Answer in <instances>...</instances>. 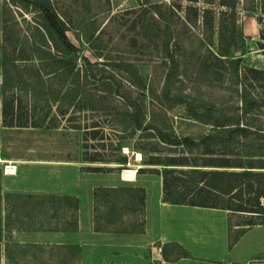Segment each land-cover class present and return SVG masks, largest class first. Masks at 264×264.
I'll return each mask as SVG.
<instances>
[{
  "label": "trees",
  "instance_id": "obj_1",
  "mask_svg": "<svg viewBox=\"0 0 264 264\" xmlns=\"http://www.w3.org/2000/svg\"><path fill=\"white\" fill-rule=\"evenodd\" d=\"M193 1V0H188ZM222 5L233 7V0H221ZM162 3L152 2L143 11L149 12V21L145 28L151 35L148 42L153 44L154 53L160 56L165 66L163 82L159 93L152 91L143 81L130 61H114L113 66L122 69L127 74V83L137 89L135 95L129 90L118 93L119 83L114 79L94 83L88 82L80 68L75 67L72 55L76 46L66 35L64 20L53 8L50 0H0V115L3 127H39L51 112L48 98L64 101L73 111L96 110L112 112L120 125L119 132H114L115 140L99 146L116 150L115 157H109L106 151H88L91 145H86V139L102 138V131L94 127H84V144L82 159L88 161H114L121 168L127 162V155L120 151L122 138L136 130L152 132L157 141L179 146L187 152L196 151L199 154H172L160 157L157 153L149 154L141 163L159 164L160 167H141L142 169L160 175L162 199L170 203H186L211 207H222L245 212L256 221L245 223H264V123L261 122L264 97L259 95L257 87L264 86V68L241 64V57L234 56L231 51L236 43L238 33L233 29L228 32L218 30L215 50L209 48L210 38L204 41L196 36L193 51L195 59L203 58L209 65H199V71L190 73L186 64L181 62L184 52L176 45L172 21L161 10ZM150 7V9H149ZM173 7L179 4L171 1L166 10L171 14ZM34 12L32 23L20 24L18 15L24 20L23 9ZM28 10V9H27ZM212 10L205 7L201 10V23L211 19ZM197 13L194 12L195 16ZM163 20L164 22H161ZM260 37L264 34L260 31ZM96 36L93 37L95 39ZM89 39V37H87ZM207 43V44H206ZM260 48L264 45L260 43ZM202 51V53H201ZM85 59V58H83ZM86 64H90L86 60ZM197 74V75H196ZM177 78L202 81L216 85L236 96L239 104L231 106L228 100L216 105L211 101L197 100L191 93H182L179 89L172 95L169 90ZM98 86H108L109 93L120 96V105L106 98L104 89ZM105 88V87H103ZM147 90V93L144 92ZM24 94L28 103L21 107L18 103ZM149 94L162 107H170L183 103L186 113L203 123L209 124L208 132L198 139L188 135L177 136L168 131L166 115L163 110L150 108L146 118L144 98ZM51 99V100H52ZM46 102V109L41 107V101ZM40 106V107H39ZM55 108L59 114L63 109ZM155 106V105H154ZM41 109L39 111L37 109ZM22 108V109H21ZM54 115V114H53ZM96 125V124H95ZM54 126V125H51ZM79 130L78 125H70ZM126 132L123 135L121 132ZM102 142V143H101ZM155 147H150L153 150ZM89 170H101V166H87ZM2 168L0 164V175ZM125 191L126 197H136L141 208L143 189L141 187L112 188L96 187L93 196H103V209L95 204V226L111 228V217L121 200L120 193ZM110 196H115L111 201ZM244 195V198H243ZM42 198L52 199L69 205L71 218L66 227L77 228V199L67 194H31L19 192H2L0 190V264H77L80 247L75 243L52 244L50 254L46 256L37 250V243L11 241L4 231L8 229L7 207H24L38 203ZM237 200V205L231 207L230 200ZM247 205H243L242 200ZM38 202H33V201ZM227 200V201H226ZM69 208H65L69 210ZM98 214V215H97ZM112 229V228H111ZM64 230V229H63ZM2 243V246H1ZM172 244V243H166ZM41 246V245H40ZM180 256L187 251L177 243H173ZM161 254L166 256L164 249ZM1 256L3 257L1 261Z\"/></svg>",
  "mask_w": 264,
  "mask_h": 264
},
{
  "label": "rangeland",
  "instance_id": "obj_2",
  "mask_svg": "<svg viewBox=\"0 0 264 264\" xmlns=\"http://www.w3.org/2000/svg\"><path fill=\"white\" fill-rule=\"evenodd\" d=\"M53 8L60 14L64 20L66 27V35L76 46V51L72 57L75 67L80 68V74H85L88 82L99 83L106 79H114L119 83L118 93H126L127 90L132 95H135L137 89L127 83V74L124 70L113 66L114 61H130L135 66L137 72L142 76L147 87H150L155 93H159L162 82L165 66L161 61L160 56L155 55L153 44L148 42V37L151 35L145 28L149 21V12L143 11V7H148L149 3H162L161 10L167 16V19L172 21V27L176 45L180 46L179 51L184 52L181 62L186 64L188 71L192 75L199 71V65H209V61H204L201 56L195 59L193 51L196 45V36L204 41L210 38L209 48L215 50L217 43L218 30L228 32L233 29L238 36L236 43L231 47L235 49L231 51L234 56H240L242 65H249L258 68H264V47L260 48V43L264 45V39L260 37V31L264 34V0H233V7L222 5L221 0H50ZM171 1L179 4V7H173L171 14L166 10ZM232 1V0H229ZM205 7H210L212 10L211 19L206 20V23H201L200 13ZM28 9V10H27ZM23 9L21 16H17L20 24L25 27V23H32V15L34 12L29 11V8ZM150 9V7H149ZM197 14L194 16L193 13ZM247 16L254 18L250 26L245 25ZM161 22H164L161 20ZM255 38L250 39L247 36V31H255ZM96 36L95 39L93 37ZM89 37V39H87ZM207 44V43H206ZM237 51V54H235ZM202 53V51H201ZM85 58V59H83ZM86 60L90 64H86ZM197 75V74H196ZM105 87V88H103ZM104 89L103 92L106 98H111L115 103L120 105V96L117 93H109L108 86H98ZM180 90L182 93H191L197 100L211 101L216 105L225 103L234 106L239 104L236 96L228 93L224 89L204 82L177 78L174 85L169 90V95ZM259 95L264 97V86L257 87ZM147 93V90H144ZM18 103L22 106L27 105V97L22 93ZM48 98L47 103L51 105V112L46 116L44 122L39 127H3L1 125L0 115V164L2 170L12 172L15 170V164L22 160L40 161L36 169L33 180L40 179L44 182L49 178L51 181H59L61 175L66 178L72 177L76 171H120L123 170V175L132 174L133 169L126 170L139 165L141 167H157L159 164H144L141 163L149 154L157 153L160 157L172 154H186L188 156L199 154L196 151L187 152L179 146L170 148V145L157 141V138L152 132L146 130H136L134 133L128 134L122 138L123 145L120 151L127 155V162L121 168L117 167L118 163L114 161H88L82 159V151L84 142V133L81 129L92 127L101 130L102 138L86 139V145H91L87 148L88 151H106L109 157H115L118 153L116 150L101 148L98 143L103 141L107 143V138L114 141V132H119L120 125L117 122L114 114L109 111L96 110H79L73 111L69 104L64 101L51 100ZM146 118H148L149 109L154 107L163 110L166 115L167 123L169 124L168 131H172L177 136L188 135L193 139H198L202 134L210 129V125L201 122L200 120L189 116L183 103H177L170 107H162L151 98L149 94L144 98ZM59 104V109L65 111L64 114H59L55 105ZM1 105V97H0ZM43 110L46 109V102H40ZM155 105V106H154ZM40 107V106H39ZM37 109L41 111V109ZM262 113L260 114L261 122L264 123V103L262 104ZM22 109V108H21ZM54 114V115H53ZM79 130L72 129L70 125H78ZM96 124V125H95ZM54 125V126H51ZM126 135V132H121ZM102 143V142H101ZM150 147H155L153 150ZM66 163V164H61ZM4 164V165H3ZM12 164V165H11ZM88 166H101V170H89ZM4 166V167H3ZM69 172V173H68ZM151 172L147 169H142L141 173ZM153 173V172H152ZM108 174V173H106ZM61 182L63 180H60ZM80 188L85 194L87 178L83 176L79 179ZM21 193V192H20ZM40 194H50L41 192ZM73 195L74 193L67 194ZM120 202L116 212L111 217V228L117 231L132 230L142 232L143 229V214L135 199L125 198V191H121ZM114 195L109 198L114 201ZM125 198V199H124ZM244 198V195H243ZM101 201L104 203L103 196ZM99 201V209H103L102 202ZM227 201V200H226ZM230 206L235 207L237 200L231 199ZM38 202V201H33ZM95 203V202H94ZM243 205H247L242 200ZM78 204V203H77ZM95 205V204H94ZM78 206V205H77ZM69 205L56 202L52 199L42 198L38 203H31L24 207L12 208L7 207L9 224L8 229L4 231V235H9L12 230L19 229H50V230H70L66 227L71 218L73 209L66 210ZM77 217V208L75 210ZM74 213V212H73ZM98 215V214H97ZM229 218L232 221L248 222L256 221L245 212L234 209H229ZM32 243V242H29ZM35 243V242H34ZM37 250L41 251L46 256L50 254V246L55 243L41 244ZM41 245V246H40ZM2 246V243H1ZM164 249L165 258L178 257L179 251L172 246L166 244L161 246ZM144 251V250H143ZM141 251V253H143ZM161 252V251H160ZM3 257L1 256V261ZM143 264V263H142Z\"/></svg>",
  "mask_w": 264,
  "mask_h": 264
},
{
  "label": "crops",
  "instance_id": "obj_3",
  "mask_svg": "<svg viewBox=\"0 0 264 264\" xmlns=\"http://www.w3.org/2000/svg\"><path fill=\"white\" fill-rule=\"evenodd\" d=\"M253 20L247 16L244 23L250 26ZM255 31L246 34L250 39L255 38L256 28ZM30 159L19 161L12 172L2 170L0 190L31 194L74 193L78 203L77 228L12 230L10 238L13 241L75 243L80 247L77 264H264V223L232 221L227 208L167 202L162 199L160 175L137 172L139 165L125 168L133 169L127 176L123 175L124 169L117 172L77 170L75 174L70 170V178L61 175L57 182L49 178L41 182L33 180L40 161ZM81 176L87 178L85 194L80 188ZM96 187H141L142 232L97 228L94 204L101 201V196L95 200ZM128 199L137 202L136 197ZM166 243L179 244L187 254L163 257L161 246Z\"/></svg>",
  "mask_w": 264,
  "mask_h": 264
},
{
  "label": "water",
  "instance_id": "obj_4",
  "mask_svg": "<svg viewBox=\"0 0 264 264\" xmlns=\"http://www.w3.org/2000/svg\"><path fill=\"white\" fill-rule=\"evenodd\" d=\"M235 54H237V51H235Z\"/></svg>",
  "mask_w": 264,
  "mask_h": 264
},
{
  "label": "built area",
  "instance_id": "obj_5",
  "mask_svg": "<svg viewBox=\"0 0 264 264\" xmlns=\"http://www.w3.org/2000/svg\"><path fill=\"white\" fill-rule=\"evenodd\" d=\"M4 170H5V168H4Z\"/></svg>",
  "mask_w": 264,
  "mask_h": 264
}]
</instances>
